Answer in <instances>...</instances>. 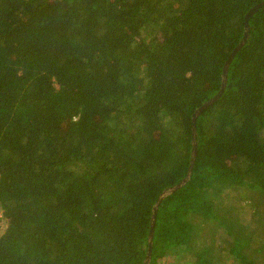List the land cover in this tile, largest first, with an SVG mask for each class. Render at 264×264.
<instances>
[{
  "label": "trees",
  "instance_id": "trees-1",
  "mask_svg": "<svg viewBox=\"0 0 264 264\" xmlns=\"http://www.w3.org/2000/svg\"><path fill=\"white\" fill-rule=\"evenodd\" d=\"M262 1L0 0V264H145ZM249 26L150 264H264V6Z\"/></svg>",
  "mask_w": 264,
  "mask_h": 264
},
{
  "label": "water",
  "instance_id": "water-1",
  "mask_svg": "<svg viewBox=\"0 0 264 264\" xmlns=\"http://www.w3.org/2000/svg\"><path fill=\"white\" fill-rule=\"evenodd\" d=\"M264 6V1L257 3L256 5H254L246 14L245 17V27H246V31L244 34L243 39L241 40V42L238 44V46L232 51L230 57L228 58L226 65L224 67V71H223V83L221 86L220 91L214 96L212 97L210 100H208L206 103H204L200 108H198L194 115H193V129H194V134L196 135V120L198 118V116L204 112L210 105H212L214 102H216L217 100L220 99V97L223 95L226 85H227V80H228V70H229V66L232 62V60L234 59L235 55L242 49V47L245 45V43L248 40L249 37V22L251 17L258 12L262 7ZM194 135V147H193V154H192V160H191V165L189 168V172L188 175L177 185L169 188L168 190H165L158 202L155 204L154 206V211H153V217H152V224L150 227V233H149V248H148V254H147V258L145 260V264H150L151 263V258H152V249H153V242H154V234H155V225H156V218H157V213H158V209L160 207V204L162 202V200L170 193H172L173 191L178 190L179 188H181L183 185H185L188 180L191 178L192 175V171H193V167L195 164V159H196V155H197V150H198V146L196 143V138Z\"/></svg>",
  "mask_w": 264,
  "mask_h": 264
},
{
  "label": "rangeland",
  "instance_id": "rangeland-1",
  "mask_svg": "<svg viewBox=\"0 0 264 264\" xmlns=\"http://www.w3.org/2000/svg\"><path fill=\"white\" fill-rule=\"evenodd\" d=\"M231 206L235 209V214H237L241 220L245 223H249L251 221V210L248 208V206H245L244 202H239L237 199L233 198L231 200ZM0 223L2 224V227L6 226L5 221L1 218L0 215ZM181 256L179 255H171L169 257L164 258L162 261L167 264H179L182 263V259H180ZM179 259V260H177ZM177 260V261H176Z\"/></svg>",
  "mask_w": 264,
  "mask_h": 264
}]
</instances>
